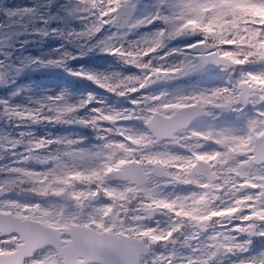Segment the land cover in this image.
<instances>
[{
    "label": "snow or ice",
    "instance_id": "snow-or-ice-1",
    "mask_svg": "<svg viewBox=\"0 0 264 264\" xmlns=\"http://www.w3.org/2000/svg\"><path fill=\"white\" fill-rule=\"evenodd\" d=\"M67 15L79 30L52 34L137 71L72 73L126 107L0 99L14 129L90 130L0 137V264H264V0H75Z\"/></svg>",
    "mask_w": 264,
    "mask_h": 264
},
{
    "label": "rangeland",
    "instance_id": "rangeland-1",
    "mask_svg": "<svg viewBox=\"0 0 264 264\" xmlns=\"http://www.w3.org/2000/svg\"><path fill=\"white\" fill-rule=\"evenodd\" d=\"M74 3L75 0H0V75L5 74L6 83V86L0 89V99L8 100L14 106H25L45 95L65 93L70 101H77L92 93L117 108L127 106L124 98H117L107 92L96 90L93 87L95 85L93 82L72 74L80 70L96 74L112 72L131 74L137 71L131 66L124 65L114 56L110 55L107 58L106 54L108 53L102 51L99 47H91V50L81 54L82 41L65 40L61 36L51 33L50 30L53 28L62 32L79 30V22L67 15L68 9ZM144 3L147 6L150 0H144ZM24 7L34 8L35 13L11 18L6 15L7 10ZM154 27V25L141 27L129 35L128 39L134 40L142 34L150 33ZM44 30H49L50 34L47 36L42 35L41 33ZM107 31L108 29L97 34L95 39L103 38ZM111 31H115V29H111ZM92 43L94 41H90L87 47H90ZM176 44L172 42L169 47ZM65 52L76 57L67 61L66 68L54 65L36 66L31 64V61L35 58L47 61L60 58ZM11 65L23 69L26 65L30 69L56 67L70 74L75 80H66L43 73L27 74V76L17 78L10 69ZM173 86L174 83L164 87H155L159 89ZM18 131H31L35 136H42L46 133H52L53 135L90 134V130L71 125L35 124L26 128L14 129L10 123L5 122L3 119L0 122V137L15 135ZM0 156L4 157L3 160H0V163L6 162L7 154L0 151Z\"/></svg>",
    "mask_w": 264,
    "mask_h": 264
},
{
    "label": "water",
    "instance_id": "water-1",
    "mask_svg": "<svg viewBox=\"0 0 264 264\" xmlns=\"http://www.w3.org/2000/svg\"><path fill=\"white\" fill-rule=\"evenodd\" d=\"M178 42V41H174ZM11 69L16 73L17 77H23L26 76L27 74H39V73H45V74H50V75H55V76H60L65 79H71V77L63 72L59 68H35V69H30L27 66L23 68H16V67H11ZM164 84L157 85V86H163ZM4 87V78L0 79V89Z\"/></svg>",
    "mask_w": 264,
    "mask_h": 264
},
{
    "label": "bare ground",
    "instance_id": "bare-ground-1",
    "mask_svg": "<svg viewBox=\"0 0 264 264\" xmlns=\"http://www.w3.org/2000/svg\"><path fill=\"white\" fill-rule=\"evenodd\" d=\"M106 56H107V58H108V56H110V55H109V54H106ZM106 60H107V59H106ZM93 87H94L96 90H100V91L106 92L105 90L98 88L96 85H94Z\"/></svg>",
    "mask_w": 264,
    "mask_h": 264
}]
</instances>
